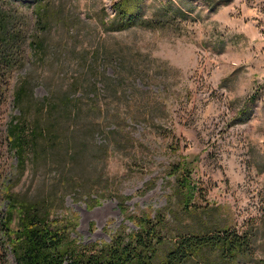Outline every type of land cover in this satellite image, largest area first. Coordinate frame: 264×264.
<instances>
[{"label":"rangeland","instance_id":"374dc122","mask_svg":"<svg viewBox=\"0 0 264 264\" xmlns=\"http://www.w3.org/2000/svg\"><path fill=\"white\" fill-rule=\"evenodd\" d=\"M119 5L147 27L118 29ZM0 25V264H16L8 191L63 200L49 220L84 246L157 216L167 244L236 236L238 264H264V0H0ZM23 84L27 136L49 132L19 178L6 129Z\"/></svg>","mask_w":264,"mask_h":264},{"label":"trees","instance_id":"16d2710c","mask_svg":"<svg viewBox=\"0 0 264 264\" xmlns=\"http://www.w3.org/2000/svg\"><path fill=\"white\" fill-rule=\"evenodd\" d=\"M120 18V30L135 26L146 28L144 23H138L137 18L125 12L122 5L116 7ZM36 19H41V10H36ZM1 35V25H0ZM10 67V61H3ZM32 91L25 84L13 92V106L19 115L12 119L6 129L8 150L16 157V172L20 175L26 171L27 164L35 165L36 159L43 157L39 140L46 137L49 128L34 123L33 136H27L28 116L30 117V100ZM55 126L50 125V150L56 143ZM83 152L73 153L78 161ZM86 158V156H84ZM30 158V159H29ZM73 165V164H72ZM179 169H175L177 173ZM189 176L191 171L185 169ZM186 176V177H187ZM85 192L86 184L79 186ZM9 208L3 219V231L6 244L16 264H238V258L243 255V243L236 236L214 237H180L174 244H167L161 237L164 230L160 218L146 216H128L137 230L131 233L121 232L104 245L78 244L71 238L75 225L68 219L50 218V208L58 202L62 208L63 200L40 198L34 201L20 199L7 193ZM125 200L118 198V204L125 213Z\"/></svg>","mask_w":264,"mask_h":264}]
</instances>
